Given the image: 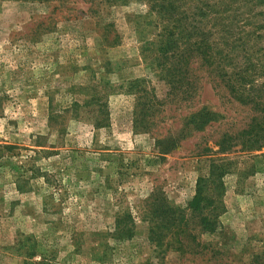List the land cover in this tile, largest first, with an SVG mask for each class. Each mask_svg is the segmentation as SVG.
<instances>
[{
	"label": "rangeland",
	"instance_id": "rangeland-1",
	"mask_svg": "<svg viewBox=\"0 0 264 264\" xmlns=\"http://www.w3.org/2000/svg\"><path fill=\"white\" fill-rule=\"evenodd\" d=\"M148 4L0 0V264H264V147L216 145L255 113L205 70L192 107L167 100ZM245 14L230 7L236 35L257 23ZM198 108L213 119L169 147ZM213 168L223 188L205 184L199 222L187 204Z\"/></svg>",
	"mask_w": 264,
	"mask_h": 264
},
{
	"label": "trees",
	"instance_id": "trees-1",
	"mask_svg": "<svg viewBox=\"0 0 264 264\" xmlns=\"http://www.w3.org/2000/svg\"><path fill=\"white\" fill-rule=\"evenodd\" d=\"M144 1L150 3L148 11L155 18L151 20L152 39L143 38L141 42L150 49L147 53L152 57L150 65L157 70L159 79L167 87L166 97L171 96L167 100L174 104H180L184 100L192 107L198 86L195 72L205 70L207 77L215 82L213 85H221L233 100L249 106L255 113L246 127L235 133L224 131L216 141L218 149L228 151L238 143L246 149L264 147V46L258 42L264 39V0H213L209 3L203 0ZM233 6L236 10L245 12L247 19L256 17L257 23L243 35H236L232 23L225 21L232 19L229 13ZM206 19H212L213 23H208ZM142 56L147 59L143 51ZM142 81L144 80L137 79L131 84L135 87L142 85ZM140 91L143 95H148L153 92V88H141ZM152 99L154 101L144 103L143 113H136L142 119L135 117V129L139 125L151 124L152 121L149 123L143 115H153L163 106L155 96ZM214 115L204 108L190 111L177 136L169 139V147L175 146L178 139L191 132L202 130ZM155 124L156 122L153 123ZM216 169L213 168L206 177L197 178L196 192L187 204L190 216L201 215L199 222L207 221L200 212L212 200L204 192L205 184L214 183L218 188L216 200L219 198L220 188H223L221 177L224 172ZM171 210L177 214L174 222L179 220L180 223L179 218H184L181 234H187L186 215L180 209Z\"/></svg>",
	"mask_w": 264,
	"mask_h": 264
}]
</instances>
